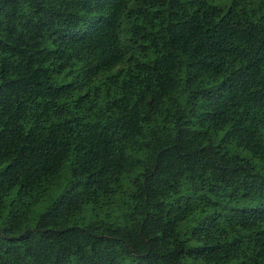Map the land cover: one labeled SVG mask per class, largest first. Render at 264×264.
<instances>
[{
    "label": "trees",
    "instance_id": "1",
    "mask_svg": "<svg viewBox=\"0 0 264 264\" xmlns=\"http://www.w3.org/2000/svg\"><path fill=\"white\" fill-rule=\"evenodd\" d=\"M0 264H264V0H0Z\"/></svg>",
    "mask_w": 264,
    "mask_h": 264
},
{
    "label": "rangeland",
    "instance_id": "2",
    "mask_svg": "<svg viewBox=\"0 0 264 264\" xmlns=\"http://www.w3.org/2000/svg\"><path fill=\"white\" fill-rule=\"evenodd\" d=\"M216 3L224 7H229L231 0H216Z\"/></svg>",
    "mask_w": 264,
    "mask_h": 264
}]
</instances>
